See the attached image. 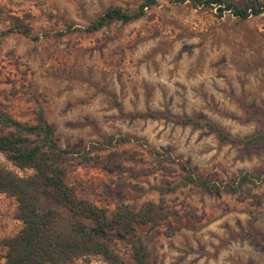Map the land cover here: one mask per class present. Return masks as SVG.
Segmentation results:
<instances>
[{
  "label": "rangeland",
  "instance_id": "1",
  "mask_svg": "<svg viewBox=\"0 0 264 264\" xmlns=\"http://www.w3.org/2000/svg\"><path fill=\"white\" fill-rule=\"evenodd\" d=\"M141 1L0 0V34L14 17L34 34L52 33L65 23L84 27L110 5L133 9ZM39 104L61 147L90 146L107 134L141 139L119 147L131 153L120 174L92 164L68 174L80 196L109 210L121 201L136 207L158 202L157 188L180 180L183 171L175 164L170 173L153 171L154 150L217 182L264 171V145L222 142L205 126L120 112L206 119L242 139L264 134V13L240 19L228 11L219 15L215 7L157 0L141 18L94 32L38 41L16 32L0 36V111L32 123ZM0 166L30 172L16 169L2 153ZM119 178L129 183L121 194ZM163 197L165 209L176 214L152 230L150 264H264V182L242 193L188 185ZM15 211V199L0 193V239L21 228ZM252 212L253 236L241 237ZM115 247L124 264H135L129 245ZM4 253L0 246V264ZM75 263L106 264L100 256Z\"/></svg>",
  "mask_w": 264,
  "mask_h": 264
},
{
  "label": "trees",
  "instance_id": "2",
  "mask_svg": "<svg viewBox=\"0 0 264 264\" xmlns=\"http://www.w3.org/2000/svg\"><path fill=\"white\" fill-rule=\"evenodd\" d=\"M170 1L175 4L188 3L199 8L215 7L219 15L228 11L240 19L264 13V0H248L242 4L234 0ZM156 2L157 0H142L133 9L110 5L90 19L84 27L65 23L64 30L52 33L34 34L28 25L18 22V18L14 17L13 25L1 31L0 36L16 32L38 41L51 34L94 32L114 22L124 24L141 18ZM120 112L124 116L139 118L165 116L183 125L205 126L215 132L222 142L242 144L245 147L264 145L262 133H254L244 139L236 138L206 119L175 118L154 112ZM140 140L128 135L107 134L90 146L61 147L52 125L45 117L42 105L39 104L34 110L32 123H22L0 111V153L19 171H30L23 175L14 169L0 166V193L15 199V217L22 223L16 234L0 239V246L5 248L4 264H76L77 259L88 260L90 256H100L106 264H124L115 247L119 242L129 245L135 264H150L148 257L152 230L169 216L176 214L163 206L165 193L188 185L208 191L225 189L231 193H242L264 182V171H243L231 180L217 182L196 174L194 168L181 158L167 157L155 150L152 151L155 160L153 171L170 173L172 164L183 171L179 181H167L157 188L160 194L158 202L146 200L136 207L132 203L121 201L109 210L96 205L86 196H80L76 186L68 182V174L78 165H100L108 172L118 174L128 170L124 162L131 158V153L119 147ZM95 150L104 152L92 153ZM116 183L119 194L129 184L123 178H119ZM251 216L247 232L241 237L253 236V223L257 217L253 212ZM146 226L147 230L143 232L141 229Z\"/></svg>",
  "mask_w": 264,
  "mask_h": 264
}]
</instances>
